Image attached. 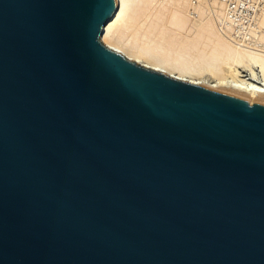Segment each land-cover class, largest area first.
<instances>
[{
  "label": "water",
  "instance_id": "95a60500",
  "mask_svg": "<svg viewBox=\"0 0 264 264\" xmlns=\"http://www.w3.org/2000/svg\"><path fill=\"white\" fill-rule=\"evenodd\" d=\"M114 0H0V264H264V104L108 49Z\"/></svg>",
  "mask_w": 264,
  "mask_h": 264
},
{
  "label": "bare ground",
  "instance_id": "6f19581e",
  "mask_svg": "<svg viewBox=\"0 0 264 264\" xmlns=\"http://www.w3.org/2000/svg\"><path fill=\"white\" fill-rule=\"evenodd\" d=\"M114 1L100 36L105 47L174 79L264 104V14L259 36L255 31L246 43L253 47L244 48L218 29L217 2L211 8L204 0Z\"/></svg>",
  "mask_w": 264,
  "mask_h": 264
},
{
  "label": "built area",
  "instance_id": "2783aa9c",
  "mask_svg": "<svg viewBox=\"0 0 264 264\" xmlns=\"http://www.w3.org/2000/svg\"><path fill=\"white\" fill-rule=\"evenodd\" d=\"M222 5L225 23L230 25L240 39L253 40L251 32L260 28L264 14V0H208ZM253 44V43H252Z\"/></svg>",
  "mask_w": 264,
  "mask_h": 264
},
{
  "label": "rangeland",
  "instance_id": "374dc122",
  "mask_svg": "<svg viewBox=\"0 0 264 264\" xmlns=\"http://www.w3.org/2000/svg\"><path fill=\"white\" fill-rule=\"evenodd\" d=\"M193 2H195V0H192ZM204 1H207V5H209L210 7L214 4V2L215 1H213V2H211V1H208V0H204ZM212 4V5H211ZM213 7V6H212ZM211 7V8H212ZM223 8V7H222ZM223 10V9H222ZM192 12V11H191ZM215 15V14H214ZM222 15V17H220V19H218V18H216V23H217V26H218V29L220 30V31H222L221 32V34H223V36L225 37V38H227V36H228V38H227V40H232L233 41V43L235 42V44H240V45H242L243 43H244V45H243V47L244 48H250V47H253V46H249V44H246V43H251L252 41L251 40H245V39H243L242 38V40L240 39V37H239V35H236L235 34V32H234V30H233V28L230 26V25H228V24H226L225 23V20H226V18H225V13H224V10H223V14H221ZM190 16H191V18L193 17V15L192 14H190ZM193 19V18H192ZM218 19V20H217ZM262 19V18H261ZM261 19H260V21H261ZM259 21V25L261 26V22ZM226 26V27H225ZM230 27V28H229ZM228 28V31H226V29ZM260 29H261V27H260ZM229 30H230V32H229ZM259 30V28L257 29V30H254L252 33H250V34H252L251 36L253 37V33H255V31H256V34L259 36V34H260V30H259V34L257 33V31ZM226 32V33H225ZM229 32V33H228ZM256 34H254V36L257 38L258 36H256ZM232 37V38H231ZM255 39V38H254ZM241 42H240V41ZM251 41V42H250ZM259 45H261L260 43H258ZM257 44V45H258ZM251 45V44H250ZM239 72H240V70L242 71V69H237ZM243 74H245V73H242V75L241 76H244ZM258 77H259V75H258ZM222 92H224V91H222ZM225 93H227V92H225ZM228 94H230V93H228ZM231 95H233V94H231ZM234 96H236V95H234ZM236 97H239V96H236ZM239 98H243V97H239ZM243 99H245V100H247L246 98H243Z\"/></svg>",
  "mask_w": 264,
  "mask_h": 264
}]
</instances>
